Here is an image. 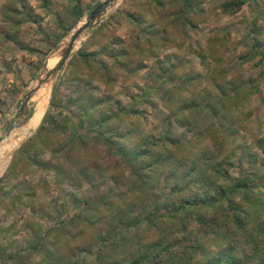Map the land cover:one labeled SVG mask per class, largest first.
<instances>
[{"label": "trees", "instance_id": "16d2710c", "mask_svg": "<svg viewBox=\"0 0 264 264\" xmlns=\"http://www.w3.org/2000/svg\"><path fill=\"white\" fill-rule=\"evenodd\" d=\"M148 2L153 4L148 12L154 23L148 26L146 39L138 37L141 23L135 24L129 46L118 37L107 42L111 35L104 32L92 33L67 64V83L76 91L64 94V104L52 96L37 130L16 151L10 170L38 166L53 171L58 186L78 188L88 182L93 195L75 197L76 212L45 233L52 239L37 238L32 246L14 252L9 256L13 264H33L23 259L35 251L42 253L39 264H83L85 257L95 264H194L198 255L204 257L201 264H264V200L251 178L244 176L229 184V171L224 162H216L217 152L206 161L201 154L186 163L192 146L186 148V142L166 131L159 137L123 131L130 113L112 97L115 84L148 70L147 60L154 51L168 47L175 29L181 35L191 25L190 13L199 9L196 0H172L169 9L165 0ZM242 5L243 0L217 4L224 14H235ZM159 17L163 19L155 25ZM253 41L258 44L259 39ZM255 54L243 53L240 64ZM171 67L166 66V71ZM194 82V87H177L178 98L169 95L161 81L155 90L165 107L173 105L170 111L206 109L213 121L194 140L211 138L217 146L219 124L231 120L223 114L230 112L227 109L236 112L239 104L237 100L229 109L223 102L229 101V89L238 92L240 88L231 82L217 83L218 94L208 92L206 98H196L199 79ZM182 92L187 97H181ZM114 107L118 111L113 112ZM131 115L136 117L137 111ZM176 121L181 124L183 118ZM211 132L215 137L208 136ZM262 148L264 154L263 143ZM45 152L50 157L45 158ZM165 171L169 173L163 175ZM161 177L175 181L167 194L160 193ZM209 244L214 249L209 251Z\"/></svg>", "mask_w": 264, "mask_h": 264}, {"label": "rangeland", "instance_id": "374dc122", "mask_svg": "<svg viewBox=\"0 0 264 264\" xmlns=\"http://www.w3.org/2000/svg\"><path fill=\"white\" fill-rule=\"evenodd\" d=\"M100 1L0 0V264H13L7 255L8 247L14 241L21 244L22 240H28V246H32L37 238L45 237L49 242L52 237L45 234L47 230L60 219L76 212L75 197L81 200L93 195L88 182L78 188L67 184L58 186L53 171L22 165L10 170V166L18 148L37 130L52 96L61 98L64 104V94L76 91L77 87L70 88L67 83V64L92 33L104 32L111 35L107 42L118 37L126 40L125 46H129V39L136 32L135 24L141 23L142 30L138 32V37L141 41L146 39V30L154 23L153 16L148 12V0H120L78 44L70 60L50 84L41 107L40 119L34 128L24 137L18 133L28 125L36 101L30 104L26 125L19 130L10 128L16 120L19 102L34 84L49 57L62 48L68 36L83 24ZM196 1L199 9L195 14L190 13L191 25L181 35L179 28L175 29L168 47L155 50L154 55L147 60L148 70L140 71L133 80L121 78L115 84L112 97L118 99L121 107L130 113L126 116L123 131L132 129L155 137L165 131L175 135L181 142H186V148L192 146L193 152L185 160L186 163L201 157V154H204L202 160L211 159L217 152L216 162H226V165L222 164L229 171L228 183L247 176L253 180L255 190L264 200V0H243L237 15L215 11L213 7L222 0ZM166 3L169 9V2ZM162 19L159 17L157 20ZM158 23L161 22L156 25ZM254 37L259 39L258 44L253 41ZM95 49L99 51L100 46ZM251 51L256 53L255 56L241 65V55L250 54ZM103 59L109 61L107 54H103ZM54 63L53 60L50 67ZM171 64L174 67L166 71V66ZM193 77L199 79L196 98H206L208 92L218 94L220 88L216 86L217 83L224 86L231 82L240 88L238 92L229 89L230 95L226 97L229 101L223 102L229 109L235 101L238 100L239 104L236 112L227 109L230 112L223 114L231 120L219 124L217 146L211 138H204L200 143L194 140V135L213 121V116L206 109L189 113L175 107L170 111L173 105L165 107L155 90L161 81L169 90V95L178 98L175 89L180 86L194 87ZM92 87L99 86L92 84ZM98 90L102 91V87ZM180 96L187 97L183 92ZM135 110L136 117L131 115ZM112 111L118 109L114 107ZM179 117L181 121L183 118L181 124L176 123ZM212 133L208 136L215 137ZM44 157H50V154L45 152ZM167 173L165 171L163 175ZM161 180V188H164L160 193L167 194L175 181L171 178L166 182L163 177ZM22 230L29 233L28 237H20L19 232ZM207 247L209 251L214 249L212 244ZM41 258L42 253L35 251L23 260L39 264ZM203 258L198 255L194 264H201ZM83 264L95 262L85 257Z\"/></svg>", "mask_w": 264, "mask_h": 264}, {"label": "water", "instance_id": "95a60500", "mask_svg": "<svg viewBox=\"0 0 264 264\" xmlns=\"http://www.w3.org/2000/svg\"><path fill=\"white\" fill-rule=\"evenodd\" d=\"M120 0H102L97 3L92 11L89 13L82 25L78 26L67 38L66 42L61 49L53 53L39 73L34 84L29 87L27 92L23 95L22 101L19 102V110L16 120L10 129H19L26 125L29 120L28 113L30 104L36 92L47 86V91L50 84L54 81L55 77L61 72L66 63L72 57V53L77 45L85 38V36L97 25L101 19L119 2ZM57 58L56 63L49 66V63Z\"/></svg>", "mask_w": 264, "mask_h": 264}, {"label": "bare ground", "instance_id": "6f19581e", "mask_svg": "<svg viewBox=\"0 0 264 264\" xmlns=\"http://www.w3.org/2000/svg\"><path fill=\"white\" fill-rule=\"evenodd\" d=\"M80 45V44H79ZM78 46V45H77ZM55 63L57 61V58H55ZM53 63V61H51L49 63V66L50 64ZM47 86L45 88H41L39 89L36 94L34 95V98L32 99L33 102L36 103V106H35V111L32 115V117L30 118L29 120V123L28 125L25 127V128H22L21 130H19V135L21 137H24L25 135H27L31 129L34 128V126L36 125V123L39 121L40 119V116H41V107L43 105V102H44V99L47 97ZM0 151H1V147H0Z\"/></svg>", "mask_w": 264, "mask_h": 264}, {"label": "crops", "instance_id": "0c3cea01", "mask_svg": "<svg viewBox=\"0 0 264 264\" xmlns=\"http://www.w3.org/2000/svg\"><path fill=\"white\" fill-rule=\"evenodd\" d=\"M170 1H172V0H165V4H167L166 2H170ZM153 5H151L150 6V9H153V7H152ZM213 7V6H212ZM214 8V10L215 11H219L220 9L218 8V6L216 5V6H214L213 7ZM238 13H236V14H234V15H237ZM160 22V21H159ZM158 24H160V23H158ZM156 25V24H155ZM185 35H186V33H185ZM184 36V35H183ZM173 37V35L170 37L171 38V40L173 39L172 38ZM176 40L178 39L179 40V38L178 37H176L175 38ZM2 126L4 127V125L2 124ZM19 234H20V237H22V236H26V237H28V232H25V231H21V232H19ZM11 243V242H10ZM27 247H29L28 246V240H22V242H21V244H19V242H17V241H14V243H11L10 245H9V247H8V258H9V256L11 255V254H13L14 252H21L23 249H25V248H27ZM10 259V258H9Z\"/></svg>", "mask_w": 264, "mask_h": 264}]
</instances>
